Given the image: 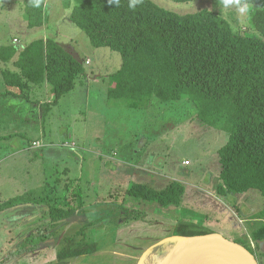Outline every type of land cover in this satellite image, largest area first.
I'll use <instances>...</instances> for the list:
<instances>
[{
	"label": "rangeland",
	"instance_id": "374dc122",
	"mask_svg": "<svg viewBox=\"0 0 264 264\" xmlns=\"http://www.w3.org/2000/svg\"><path fill=\"white\" fill-rule=\"evenodd\" d=\"M24 1L0 0V48L23 49L47 36L84 64L85 75L57 105L49 104L47 90L43 101L38 98L41 91L35 89L29 98H1L0 204L25 189H36L31 194L36 197L44 188L41 181L54 186L61 179L63 189L65 183L78 180L73 188L79 186L89 207L88 218H79L92 224L85 230L86 241L98 253L65 264H168L179 244V240H170V234L183 220L231 241L248 239L264 264V249L260 250L251 235L253 226L264 224L254 220L264 209V198L250 191L226 200L211 187L220 170L218 150L228 142L229 134L203 124L195 105L187 101L165 104L153 99L148 108L133 109L126 99L109 98L110 78L121 69L122 56L93 47L85 32L71 21L64 0H50L44 28H29ZM152 1L177 14L210 10L235 30L259 35L250 21L253 7L242 6L238 0L227 5L225 0ZM37 102L46 103L41 107ZM149 167L155 174L148 172ZM170 181L203 186L216 198L211 202L204 199L200 207L192 205L191 196L178 209L172 206L161 211L155 205V214L135 220L122 219V212L117 213L131 183L155 189ZM129 208L136 206L130 204ZM152 251L157 253L150 254Z\"/></svg>",
	"mask_w": 264,
	"mask_h": 264
},
{
	"label": "trees",
	"instance_id": "16d2710c",
	"mask_svg": "<svg viewBox=\"0 0 264 264\" xmlns=\"http://www.w3.org/2000/svg\"><path fill=\"white\" fill-rule=\"evenodd\" d=\"M46 1H24L29 28L45 25ZM238 2L253 7L250 21L258 36L235 30L224 17L206 9L177 14L152 0H119L111 5L109 0H64L71 21L85 32L93 47L108 48L123 58L121 69L111 75L109 98L126 99L133 109H146L153 99L165 104L187 101L195 105L203 124L229 134L228 142L218 150L220 170L215 183L216 195L226 200L250 191L264 198V0ZM0 62L8 88L0 93V107L1 98L14 91L18 98H29L33 89L38 93L47 88L54 97L49 104L57 105L85 75L84 64L53 38L35 40L23 49L2 46ZM38 98L43 101L41 95ZM77 182L73 179L62 189L61 179H56L54 186H44L36 197L29 193L0 207L5 210L33 203L47 208L42 216L46 226L22 240L17 255L34 253L67 230L56 252L59 263L98 253L86 241L85 230L92 224L67 229V220L85 208L83 192L78 185L73 188ZM184 194L185 186L177 181L160 189L143 183H131L126 189V196L155 203L163 210L178 209ZM118 212L133 220L145 216L124 205ZM254 220L264 222V209ZM211 233L188 221L178 224L170 237ZM251 235L262 251L264 224L253 226ZM246 240L235 241L254 253Z\"/></svg>",
	"mask_w": 264,
	"mask_h": 264
},
{
	"label": "crops",
	"instance_id": "0c3cea01",
	"mask_svg": "<svg viewBox=\"0 0 264 264\" xmlns=\"http://www.w3.org/2000/svg\"><path fill=\"white\" fill-rule=\"evenodd\" d=\"M49 2H50V0L46 1L45 8H48L51 6V4ZM42 38L46 39L47 36H44ZM15 40H17V39H15ZM17 42L18 41H16V43ZM88 62H89V60H86V63H88ZM0 64H2V63L0 62ZM2 69H3V67L1 66L0 67V85H1V89H2L1 93L8 90V88L6 87L4 80H3ZM46 90L48 91V99H49V101L52 102L54 97L52 96V94H51L50 90H48V88L45 90L43 89L41 91V96L43 97V92H45ZM10 96L16 97V91H14L13 95H10ZM45 103L46 102H41L40 106L42 107L43 105H45ZM6 149H7V147H6ZM39 149H40V147H39ZM0 150H1V147H0ZM16 154L17 153L15 152L12 155H8L6 158L12 157ZM2 160L3 159L0 160V164L2 163L1 162ZM147 170L150 174H155L154 168L149 167V168H147ZM149 177L151 178L152 176H149ZM217 177H218V174L216 176V179L214 180V183H216ZM41 183H42V181L40 182V186H42V187L46 186L45 184H41ZM148 183H150L152 186H155L152 182H148ZM183 185L185 186V194H184L183 200L185 202L186 197L188 199L189 196H191L193 198V200H192L193 206L200 207V205L203 203L204 199L206 201L211 202V201L215 200V198H216V196L211 195L212 193H210L209 190H207L203 186L191 185V184H185V183H183ZM211 187H212L213 191L215 192V184L211 185ZM35 191H36V189H34V188L32 190L31 189L30 190L25 189L23 193H21L20 195L14 197L12 199L26 197V195H28L30 192L33 193ZM22 194H23V196H21ZM7 201H5V202H7ZM123 201L124 202L122 203V205H124V207H126V208H129V205L133 204L136 206L138 211H140V212H142L148 216H149V214L150 215L155 214V203L140 201L139 199H135V198H132L129 196H126V198H124ZM134 201L137 204H135ZM5 202L1 203L0 207ZM149 206L151 208H149ZM136 208H129V209H136ZM46 210H47V208L45 207V205H37V204H33V203H19V204H16L15 206H13L11 208H8L5 210H0V264H65V263H59L56 260V252H57L58 247L61 244L62 239L64 238V236L68 230L64 234H62L60 236V238L53 237L50 240L46 241L45 243L41 244L39 249L34 252L35 254H33V252H29V253L26 252L22 255L16 254V251L18 250V247L21 244L22 240L29 238L32 234L37 235V233H38L37 228L46 226V222H45L46 220L43 219V217H42L44 215V213L46 212ZM160 210L162 211L163 209H160ZM88 213H89V207H87L86 202H85V208L83 210L77 211L72 218L67 220V223H69V227L67 229H70L74 225H77V226L89 225L86 223V221H81V219L84 220V219L88 218L87 217ZM77 216H78V218H77ZM79 216H81V219L79 218ZM84 216H86V218ZM120 217H122V219L127 218V217H125L123 212H122V216H120ZM180 220H181V218H180ZM183 222H188V221L183 220L180 223H183ZM263 244L264 243L260 244L261 247H263Z\"/></svg>",
	"mask_w": 264,
	"mask_h": 264
},
{
	"label": "water",
	"instance_id": "95a60500",
	"mask_svg": "<svg viewBox=\"0 0 264 264\" xmlns=\"http://www.w3.org/2000/svg\"><path fill=\"white\" fill-rule=\"evenodd\" d=\"M171 239L179 240V244L177 253L168 264L230 263L226 258H233L239 264H260L256 255L245 246L218 233L194 237L172 236Z\"/></svg>",
	"mask_w": 264,
	"mask_h": 264
},
{
	"label": "bare ground",
	"instance_id": "6f19581e",
	"mask_svg": "<svg viewBox=\"0 0 264 264\" xmlns=\"http://www.w3.org/2000/svg\"><path fill=\"white\" fill-rule=\"evenodd\" d=\"M157 250V249H156ZM158 251V250H157ZM157 251H152L150 254H154V253H157ZM168 255H170L169 253H168ZM230 263H228V262H226V261H220V262H218V263H216V264H239L238 262H237V260H235V259H233V258H226Z\"/></svg>",
	"mask_w": 264,
	"mask_h": 264
},
{
	"label": "clouds",
	"instance_id": "9594fccd",
	"mask_svg": "<svg viewBox=\"0 0 264 264\" xmlns=\"http://www.w3.org/2000/svg\"><path fill=\"white\" fill-rule=\"evenodd\" d=\"M113 3L118 4L119 3V0H109V4L110 5L113 4ZM229 3H231V0H225V4L226 5L229 4Z\"/></svg>",
	"mask_w": 264,
	"mask_h": 264
},
{
	"label": "flooded vegetation",
	"instance_id": "af4514ba",
	"mask_svg": "<svg viewBox=\"0 0 264 264\" xmlns=\"http://www.w3.org/2000/svg\"><path fill=\"white\" fill-rule=\"evenodd\" d=\"M263 247H264V244H263ZM255 254V253H254ZM256 255V254H255ZM256 257H257V255H256ZM258 259V258H257ZM258 261H259V263L261 264V262H260V260L258 259Z\"/></svg>",
	"mask_w": 264,
	"mask_h": 264
},
{
	"label": "built area",
	"instance_id": "2783aa9c",
	"mask_svg": "<svg viewBox=\"0 0 264 264\" xmlns=\"http://www.w3.org/2000/svg\"><path fill=\"white\" fill-rule=\"evenodd\" d=\"M188 164V163H187Z\"/></svg>",
	"mask_w": 264,
	"mask_h": 264
}]
</instances>
